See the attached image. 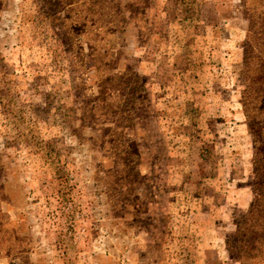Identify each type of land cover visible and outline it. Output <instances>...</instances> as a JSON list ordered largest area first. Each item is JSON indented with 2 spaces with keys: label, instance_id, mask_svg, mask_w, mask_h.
<instances>
[{
  "label": "rangeland",
  "instance_id": "374dc122",
  "mask_svg": "<svg viewBox=\"0 0 264 264\" xmlns=\"http://www.w3.org/2000/svg\"><path fill=\"white\" fill-rule=\"evenodd\" d=\"M247 11L0 0V264H239Z\"/></svg>",
  "mask_w": 264,
  "mask_h": 264
},
{
  "label": "trees",
  "instance_id": "16d2710c",
  "mask_svg": "<svg viewBox=\"0 0 264 264\" xmlns=\"http://www.w3.org/2000/svg\"><path fill=\"white\" fill-rule=\"evenodd\" d=\"M243 5L248 9L249 27L240 102L253 145L250 184L254 198L226 246L230 258L239 264H264V0H243Z\"/></svg>",
  "mask_w": 264,
  "mask_h": 264
}]
</instances>
